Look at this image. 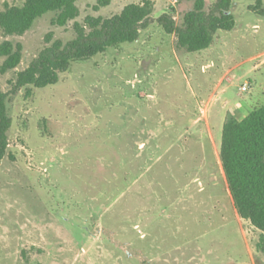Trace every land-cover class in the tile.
Here are the masks:
<instances>
[{
    "label": "rangeland",
    "instance_id": "obj_1",
    "mask_svg": "<svg viewBox=\"0 0 264 264\" xmlns=\"http://www.w3.org/2000/svg\"><path fill=\"white\" fill-rule=\"evenodd\" d=\"M145 1L154 21L136 42L10 97L0 264H264L262 233L239 216L213 159L224 124L264 107V16L250 10L259 0H233L235 29L197 53L157 23L169 14L180 26L193 0H78L77 22ZM23 2L0 0V14ZM52 18L23 36L0 29V45L22 47L19 67L0 73L4 92L51 45L49 34L75 38L73 22L53 27Z\"/></svg>",
    "mask_w": 264,
    "mask_h": 264
},
{
    "label": "trees",
    "instance_id": "obj_2",
    "mask_svg": "<svg viewBox=\"0 0 264 264\" xmlns=\"http://www.w3.org/2000/svg\"><path fill=\"white\" fill-rule=\"evenodd\" d=\"M23 1L21 6H6L0 14V29L6 37L23 36L37 20L52 14L53 27L74 23L75 38L65 43L53 41V34H49L47 42L51 45L28 68L17 72L11 81V90L4 92L0 87V164L7 155L8 133L13 124L8 112L11 96L23 89H45L58 84L60 75L66 73L72 63L136 42L141 31L154 21L151 1L129 5L120 14L106 19L89 16L84 24L77 22L80 16L78 0ZM193 1V9L185 15L180 26L169 14L157 20L167 34L176 37L177 47L187 53L207 50L218 32H231L236 27L230 10L233 0H216L209 9L205 0ZM99 4L105 6L108 0H99ZM250 10L264 16L260 0ZM0 58L4 59L1 74L16 70L22 60L21 45L3 42ZM220 160L239 216L262 233L261 246H264V107L252 110L242 120H229L224 124Z\"/></svg>",
    "mask_w": 264,
    "mask_h": 264
},
{
    "label": "crops",
    "instance_id": "obj_3",
    "mask_svg": "<svg viewBox=\"0 0 264 264\" xmlns=\"http://www.w3.org/2000/svg\"><path fill=\"white\" fill-rule=\"evenodd\" d=\"M246 117V116H245ZM244 117V118H245ZM206 128H207V133H208V135H209V138L211 139V138H213L212 136V133H211V126H210V124L209 125H207L206 126ZM209 139V140H210ZM211 143H213V142H211V140H210V144ZM211 148H212V144H211ZM186 150H188V148H185ZM213 159H214V161H218V163H219V165H220V169H222V172L224 173V171H223V167H222V164H221V160H220V151H219V147L218 146H216V147H214V150H213ZM206 161V160H205ZM209 164V163H208ZM208 174H210L209 173V169H208ZM208 174H206L207 176H208ZM206 175H205V177H206ZM210 178H212L213 179V177H210Z\"/></svg>",
    "mask_w": 264,
    "mask_h": 264
},
{
    "label": "built area",
    "instance_id": "obj_4",
    "mask_svg": "<svg viewBox=\"0 0 264 264\" xmlns=\"http://www.w3.org/2000/svg\"><path fill=\"white\" fill-rule=\"evenodd\" d=\"M248 90V86L247 85H245L244 87H242V91H247Z\"/></svg>",
    "mask_w": 264,
    "mask_h": 264
}]
</instances>
